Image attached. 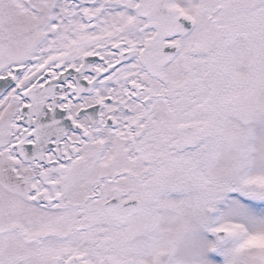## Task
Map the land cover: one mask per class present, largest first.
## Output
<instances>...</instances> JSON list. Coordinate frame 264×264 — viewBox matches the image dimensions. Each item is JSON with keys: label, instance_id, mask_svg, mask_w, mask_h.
<instances>
[{"label": "snow or ice", "instance_id": "6c2138e0", "mask_svg": "<svg viewBox=\"0 0 264 264\" xmlns=\"http://www.w3.org/2000/svg\"><path fill=\"white\" fill-rule=\"evenodd\" d=\"M0 264H264V0H0Z\"/></svg>", "mask_w": 264, "mask_h": 264}]
</instances>
